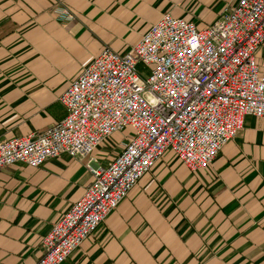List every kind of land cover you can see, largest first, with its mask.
<instances>
[{"label":"crops","instance_id":"obj_1","mask_svg":"<svg viewBox=\"0 0 264 264\" xmlns=\"http://www.w3.org/2000/svg\"><path fill=\"white\" fill-rule=\"evenodd\" d=\"M238 1L0 0V141L62 121L59 97L105 46L128 51L167 13L207 28ZM258 62L264 75V45ZM124 134L93 157L110 161ZM86 162L63 154L0 171V264L38 262L93 180ZM64 264H264V119L246 117L206 170L165 153Z\"/></svg>","mask_w":264,"mask_h":264},{"label":"built area","instance_id":"obj_2","mask_svg":"<svg viewBox=\"0 0 264 264\" xmlns=\"http://www.w3.org/2000/svg\"><path fill=\"white\" fill-rule=\"evenodd\" d=\"M60 18L72 16L65 7ZM264 0L227 5L209 27L164 14L126 52L105 46L59 97L66 117L41 132L0 141V171L40 168L63 154L93 180L42 239L36 264H64L165 153L191 172L208 169L243 129L264 119ZM129 131V134H124ZM125 138L105 164L93 153Z\"/></svg>","mask_w":264,"mask_h":264},{"label":"rangeland","instance_id":"obj_3","mask_svg":"<svg viewBox=\"0 0 264 264\" xmlns=\"http://www.w3.org/2000/svg\"><path fill=\"white\" fill-rule=\"evenodd\" d=\"M112 152H116L115 150L113 151V150H111V154H112Z\"/></svg>","mask_w":264,"mask_h":264}]
</instances>
